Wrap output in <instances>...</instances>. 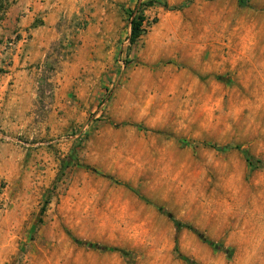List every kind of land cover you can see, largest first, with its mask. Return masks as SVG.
Here are the masks:
<instances>
[{"label": "rangeland", "instance_id": "1", "mask_svg": "<svg viewBox=\"0 0 264 264\" xmlns=\"http://www.w3.org/2000/svg\"><path fill=\"white\" fill-rule=\"evenodd\" d=\"M0 264H264V0H0Z\"/></svg>", "mask_w": 264, "mask_h": 264}, {"label": "trees", "instance_id": "2", "mask_svg": "<svg viewBox=\"0 0 264 264\" xmlns=\"http://www.w3.org/2000/svg\"><path fill=\"white\" fill-rule=\"evenodd\" d=\"M242 2H244L245 0H241ZM143 22V17L141 15L139 16H135L130 20V25H131V37H130V42L134 43L141 35V33L143 32L141 30V25ZM246 162L250 165H252L254 163L253 159L249 156H246ZM195 234H197V236L199 237V239L207 244L210 247H213L214 249L218 250L220 247L217 244H214L210 241H208L205 237H203L202 235L196 233V231H194Z\"/></svg>", "mask_w": 264, "mask_h": 264}]
</instances>
